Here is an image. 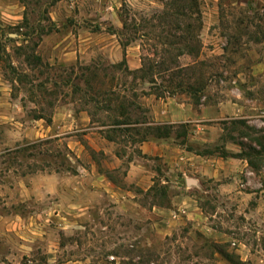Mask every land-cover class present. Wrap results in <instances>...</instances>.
Listing matches in <instances>:
<instances>
[{
	"label": "rangeland",
	"instance_id": "374dc122",
	"mask_svg": "<svg viewBox=\"0 0 264 264\" xmlns=\"http://www.w3.org/2000/svg\"><path fill=\"white\" fill-rule=\"evenodd\" d=\"M167 132L214 156L194 222L22 190ZM0 264H264V0H0Z\"/></svg>",
	"mask_w": 264,
	"mask_h": 264
},
{
	"label": "crops",
	"instance_id": "0c3cea01",
	"mask_svg": "<svg viewBox=\"0 0 264 264\" xmlns=\"http://www.w3.org/2000/svg\"><path fill=\"white\" fill-rule=\"evenodd\" d=\"M138 143L140 154L130 157L128 153L118 155L110 151L113 161L111 168L115 170L120 165L123 168L122 183L118 182L113 173L101 171L97 162L90 155H85L86 150L83 151L84 147L80 144L77 172L62 175L53 172L32 174L22 190L29 189V182L35 180L37 190L46 193V196L48 192L57 190L55 187L69 193L72 198L68 199V206L76 203L77 195L80 209L87 211L88 205L82 195H102L104 198L109 197L114 208L127 210L131 204L142 205L139 202L141 193L160 186L167 193L166 198H163L165 201L161 202L160 197L156 196L151 202L150 214H163L169 222L180 216L194 222L198 216L203 215L191 188L199 183L201 176L197 174L198 171L207 173L214 156L200 155L189 150L171 135L145 138Z\"/></svg>",
	"mask_w": 264,
	"mask_h": 264
},
{
	"label": "trees",
	"instance_id": "16d2710c",
	"mask_svg": "<svg viewBox=\"0 0 264 264\" xmlns=\"http://www.w3.org/2000/svg\"><path fill=\"white\" fill-rule=\"evenodd\" d=\"M168 132L167 133H165L164 135H157L156 137H167L168 136Z\"/></svg>",
	"mask_w": 264,
	"mask_h": 264
}]
</instances>
